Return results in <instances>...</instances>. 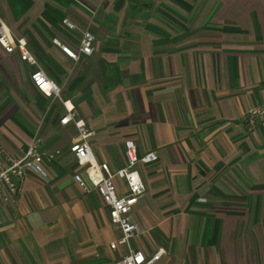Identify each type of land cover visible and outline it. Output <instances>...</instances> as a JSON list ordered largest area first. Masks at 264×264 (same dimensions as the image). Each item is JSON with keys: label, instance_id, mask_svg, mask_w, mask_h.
<instances>
[{"label": "crops", "instance_id": "obj_1", "mask_svg": "<svg viewBox=\"0 0 264 264\" xmlns=\"http://www.w3.org/2000/svg\"><path fill=\"white\" fill-rule=\"evenodd\" d=\"M0 17L94 131L98 162L123 167L126 140L156 154L137 166L131 249L163 251L153 264H264V120L247 119L264 102V0H0ZM85 30L92 54L68 59L58 44L76 49ZM34 70L0 47V148L19 156L38 137L59 151L0 200V264H114L128 247H111L108 210L74 182L77 131Z\"/></svg>", "mask_w": 264, "mask_h": 264}, {"label": "built area", "instance_id": "obj_2", "mask_svg": "<svg viewBox=\"0 0 264 264\" xmlns=\"http://www.w3.org/2000/svg\"><path fill=\"white\" fill-rule=\"evenodd\" d=\"M63 24L69 29L74 25L67 20ZM94 35L88 30L82 31L76 49L67 45L58 44V47L68 59L78 61L80 56H89L94 50ZM0 47L7 53H17L21 62H26L35 67L29 79L32 85L45 97L57 99L60 102V89L38 67L36 60L31 56L27 43L14 36L0 17ZM65 115L59 120L60 125L72 123L77 131V136L72 140L69 153L73 156L81 171L73 175V180L84 192L94 190L100 196L104 206L108 210V216L112 225L120 232V238L114 245H125L128 253L114 264H153L163 251L159 250L151 256H146L141 250H133L129 247V241L139 234V228L131 219V212L137 205L145 191L144 183L140 177L137 166L148 165L156 162L157 156L153 152L139 156L134 141L124 142L125 165L119 169L111 170L106 163L98 162L93 154L90 138L95 134L82 120L77 119L74 107L67 102H62ZM252 124L256 120H264V102L254 106L247 116ZM41 141L33 140L29 146L21 151L19 156H13L0 148V200L8 203L19 191L27 169L44 176L40 163L43 157L49 159L59 155V151L44 154L40 151ZM116 180L124 183V192H118Z\"/></svg>", "mask_w": 264, "mask_h": 264}, {"label": "rangeland", "instance_id": "obj_3", "mask_svg": "<svg viewBox=\"0 0 264 264\" xmlns=\"http://www.w3.org/2000/svg\"><path fill=\"white\" fill-rule=\"evenodd\" d=\"M35 139H39L38 137H36V138H34L33 140H35ZM40 140V139H39ZM41 141V140H40Z\"/></svg>", "mask_w": 264, "mask_h": 264}]
</instances>
